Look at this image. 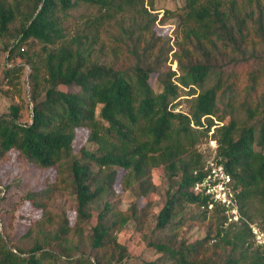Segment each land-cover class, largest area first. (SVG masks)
I'll list each match as a JSON object with an SVG mask.
<instances>
[{"label": "trees", "instance_id": "obj_1", "mask_svg": "<svg viewBox=\"0 0 264 264\" xmlns=\"http://www.w3.org/2000/svg\"><path fill=\"white\" fill-rule=\"evenodd\" d=\"M145 1L0 0L2 34L16 18L21 19L20 37L11 45L9 59L20 56L30 66L33 101L29 122L20 120L18 105L0 114V159L16 150L39 168L56 169L54 180L24 195L43 210V220L56 222V229L44 231V244L35 243L28 251L9 247L0 232V264H51L50 260L52 264H122L129 251L119 242L118 233L143 209L133 203L122 210L115 186L120 182L125 189L133 188L139 198L146 197L156 189L152 180L156 167L171 182L178 177L156 219L158 229L173 233L165 241L151 242L160 255L144 264H264V249L254 245L245 220L253 221L250 209L256 201L264 214V78L258 89L257 73L250 72V84L239 89L235 78L225 76L230 65H250V59L264 63V8L260 4L244 7L238 0H185L172 30L174 51L172 37L153 29L157 13L123 23L125 46L135 60L130 70L97 60L94 39L88 34L68 38L64 31V17L80 2L99 6L103 12L94 22L101 25L128 9L138 11L137 4ZM150 5L155 9L152 0ZM28 40L42 43L41 51L34 54L26 49ZM171 52L179 75L163 69ZM23 69L16 62L5 65L0 81L18 79ZM152 74L157 75L160 89L150 83ZM73 84L78 90L61 88ZM181 90L190 102L187 113L176 110ZM213 126L217 160L234 180L245 219L229 222L224 208L208 209V196L192 191L201 177V172H194L204 164L196 144ZM78 127L89 129L94 149L74 151ZM64 190L77 202L74 227L67 214L54 219L49 210L52 199ZM183 205L200 208L203 220L210 212L217 221L215 233L208 231L194 242L177 241ZM84 223L90 227L87 237L81 227ZM72 235L73 248L81 253L76 258L68 252ZM218 241L230 250L220 257L203 254L209 242ZM220 243L215 246L219 248ZM81 246L88 248L90 256Z\"/></svg>", "mask_w": 264, "mask_h": 264}, {"label": "rangeland", "instance_id": "obj_2", "mask_svg": "<svg viewBox=\"0 0 264 264\" xmlns=\"http://www.w3.org/2000/svg\"><path fill=\"white\" fill-rule=\"evenodd\" d=\"M155 9H152L150 0H146L144 4H137V10L128 9L124 12L116 14L112 19H105V21L98 25L94 20L103 12L98 5L80 2L77 6L71 8L68 14L63 19L64 31L68 38L76 34H88L90 38L94 39V57L100 62L113 66L115 69L130 70L134 65V58L129 54L126 44L127 39L122 36L121 25L130 22L141 21L149 15L158 14V19L153 24V29L158 35L163 37H172L170 45L173 46V51L176 49L173 40V28L176 27L179 21V14L183 11V4L185 0H152ZM226 1V0H222ZM241 5L246 7L248 4H253L256 8L260 4L264 8V0H238ZM146 9V10H144ZM149 13V14H148ZM166 15L165 21L160 19ZM21 19L16 18L9 24V31L5 34L0 32V69L5 65L11 66L12 62H16L24 67L20 77L14 79L12 82L5 79L0 81V114L9 113L10 105H18L20 108V120L22 122H29L32 116L33 101L31 100V87L29 82L30 66L20 57L16 56L14 61L9 58V49L11 45L20 37L19 28ZM179 33V32H178ZM177 37V36H176ZM42 43L38 41L28 40L25 48L30 49L31 53H39L41 51ZM263 48V47H262ZM264 49V48H263ZM172 51V52H173ZM172 52L163 67L164 70H174L179 75L177 61L173 58ZM250 65L240 63L237 65H230L227 68L225 76L230 79L235 78L237 86L242 89L250 84V72H256L258 77L257 88L262 87V80L264 78V63H257L254 59L249 60ZM150 83L160 89L157 75L152 74ZM61 88L70 91L78 90L77 85L65 86ZM42 95L44 90H41ZM181 96L178 98L179 104L176 110H181L187 113L190 109V102L184 95V90L180 91ZM218 122L217 120H215ZM215 126L211 128V131ZM89 129L86 127H78L76 129V138L74 141V151L79 153L82 148L92 150L96 147L88 140ZM210 134L201 137L196 144L198 151L205 155L209 153L208 139ZM213 138H215L212 135ZM123 170H119L118 178L121 179ZM56 177L55 167L39 168L36 164L27 161L19 152L12 150L0 159V232L3 239L12 249H23L28 251L35 243H43V232L53 231L56 229V222L49 224L43 220L44 212L37 208L29 200L24 198L26 192L41 187L45 181L54 180ZM175 177L173 182L167 179L161 167H156L152 170V180L156 185L155 191L149 193L146 197H138V194L133 188L125 189L120 182L115 186L117 193L115 198L119 199V207L122 210H128L133 203L138 205V208L145 211H140L138 218H130L124 228L118 233V240L128 247L129 256L122 264H144L147 261L155 260L160 253L151 242L165 241L170 237L173 231L166 229H158L156 227V219L159 211L164 206L168 191L173 186H176ZM76 199L68 190L61 191L54 199H52L49 210L53 214L54 219H59L62 213L68 215L70 225L72 227L76 224ZM182 220L175 231L177 241L184 240L187 242H194L202 239L207 235V232L215 233L217 221L210 212H207L206 219H202V211L195 205H183ZM261 204L256 201L253 202L250 213L254 214L253 221L257 223L263 222V212ZM129 213V212H128ZM180 217V218H181ZM177 218V221L180 220ZM95 218L93 216L92 222ZM139 220V221H138ZM228 224V222H227ZM225 224V226H227ZM82 230L85 237L90 233L89 225L82 224ZM77 240V237H74ZM215 244L208 243L204 249V255L220 257L225 252L230 250V246H221L217 248ZM68 252L73 258L81 255L73 248V235L68 242ZM255 245V244H254ZM47 248V245H44ZM208 246V247H207ZM85 251V256H90L88 248L81 246ZM65 261V256L61 252L55 250ZM224 252V253H222ZM93 259V257H91ZM49 263H53L52 260ZM62 264V262H59ZM64 264H67L65 262ZM88 264V263H86Z\"/></svg>", "mask_w": 264, "mask_h": 264}, {"label": "built area", "instance_id": "obj_3", "mask_svg": "<svg viewBox=\"0 0 264 264\" xmlns=\"http://www.w3.org/2000/svg\"><path fill=\"white\" fill-rule=\"evenodd\" d=\"M213 131L209 132V153L204 157V164L200 170L194 172L197 175L201 172V177L194 182L192 191L208 196V209L215 206L224 208L229 222L245 219L240 212L238 189L234 180L225 165L217 160L218 143L216 138L212 137ZM245 220L251 229L255 245L264 249V221L257 223Z\"/></svg>", "mask_w": 264, "mask_h": 264}]
</instances>
